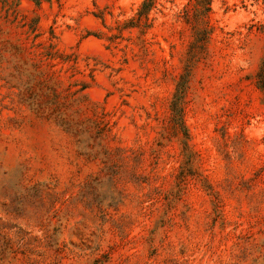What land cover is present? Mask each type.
I'll return each instance as SVG.
<instances>
[{
	"label": "rangeland",
	"instance_id": "rangeland-1",
	"mask_svg": "<svg viewBox=\"0 0 264 264\" xmlns=\"http://www.w3.org/2000/svg\"><path fill=\"white\" fill-rule=\"evenodd\" d=\"M38 1L0 0V264H264V0L211 2L192 171L162 133L194 0H160L146 30L143 0Z\"/></svg>",
	"mask_w": 264,
	"mask_h": 264
},
{
	"label": "trees",
	"instance_id": "trees-1",
	"mask_svg": "<svg viewBox=\"0 0 264 264\" xmlns=\"http://www.w3.org/2000/svg\"><path fill=\"white\" fill-rule=\"evenodd\" d=\"M160 0H143L136 18L130 22V27L141 28L146 30L151 27L149 23V15L158 6ZM212 0H194L184 8L183 20L192 31L193 42L190 45L188 59L186 61L184 74L181 75L179 82L176 85L175 93L170 102V118L167 128L163 130L162 141L171 143L174 139L178 140L181 145V154L185 158V166L192 171V166L196 160V153L193 152L190 146V134L186 126V109H187V94L189 90L190 80L193 70L201 59H206L209 54V44L212 36V27L210 25ZM39 5V1L36 0ZM9 23H12L8 20ZM30 33L37 32V20L34 21L28 28ZM38 36V35H36ZM12 55L24 58L29 53L28 43L24 41L10 44ZM47 57L52 59L55 54L50 53ZM257 86L264 94V59L257 73ZM162 146V144H160ZM155 158L159 160L160 153L157 152ZM178 186L184 184V176L182 174L176 177ZM182 189V188H181Z\"/></svg>",
	"mask_w": 264,
	"mask_h": 264
}]
</instances>
